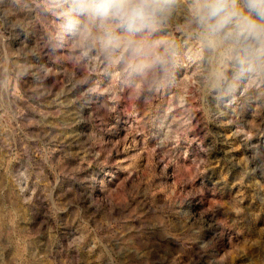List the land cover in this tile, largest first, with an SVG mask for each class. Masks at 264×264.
I'll use <instances>...</instances> for the list:
<instances>
[{"label": "rangeland", "instance_id": "1", "mask_svg": "<svg viewBox=\"0 0 264 264\" xmlns=\"http://www.w3.org/2000/svg\"><path fill=\"white\" fill-rule=\"evenodd\" d=\"M82 21L72 0H0V264H264L259 45L209 49L175 0L145 34L167 73L130 71Z\"/></svg>", "mask_w": 264, "mask_h": 264}, {"label": "clouds", "instance_id": "2", "mask_svg": "<svg viewBox=\"0 0 264 264\" xmlns=\"http://www.w3.org/2000/svg\"><path fill=\"white\" fill-rule=\"evenodd\" d=\"M191 0V12L203 29L202 41L215 50L237 35L250 38L264 55V0ZM175 0H72L73 11L83 18L78 32L86 47H96L109 64L123 63L130 71L158 66L167 73L169 48L148 40L173 11ZM257 20H254L252 16Z\"/></svg>", "mask_w": 264, "mask_h": 264}]
</instances>
